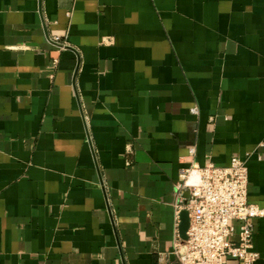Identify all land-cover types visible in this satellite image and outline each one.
<instances>
[{"label": "crops", "instance_id": "0c3cea01", "mask_svg": "<svg viewBox=\"0 0 264 264\" xmlns=\"http://www.w3.org/2000/svg\"><path fill=\"white\" fill-rule=\"evenodd\" d=\"M246 154L264 208V0H0V264H176L181 174Z\"/></svg>", "mask_w": 264, "mask_h": 264}, {"label": "built area", "instance_id": "2783aa9c", "mask_svg": "<svg viewBox=\"0 0 264 264\" xmlns=\"http://www.w3.org/2000/svg\"><path fill=\"white\" fill-rule=\"evenodd\" d=\"M51 43L60 50L68 47L53 36ZM57 65V60L54 61ZM198 114L197 108L191 110ZM131 153V147H127ZM191 157L194 147L189 148ZM234 156L225 167L191 161L175 185L173 246L176 264H255L259 254L254 250L255 221L264 218V208L248 202L247 161ZM129 165V164H128ZM182 213L188 227L182 237Z\"/></svg>", "mask_w": 264, "mask_h": 264}, {"label": "water", "instance_id": "95a60500", "mask_svg": "<svg viewBox=\"0 0 264 264\" xmlns=\"http://www.w3.org/2000/svg\"><path fill=\"white\" fill-rule=\"evenodd\" d=\"M183 216H184V219H183L182 224H181V235H182V237H184V234H185L187 227H188L187 214L183 213Z\"/></svg>", "mask_w": 264, "mask_h": 264}]
</instances>
